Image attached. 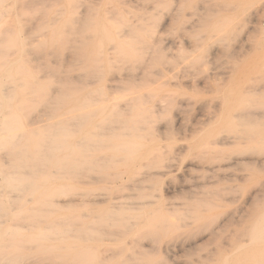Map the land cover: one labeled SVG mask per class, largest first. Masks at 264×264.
<instances>
[{
	"label": "bare ground",
	"instance_id": "bare-ground-1",
	"mask_svg": "<svg viewBox=\"0 0 264 264\" xmlns=\"http://www.w3.org/2000/svg\"><path fill=\"white\" fill-rule=\"evenodd\" d=\"M73 8L72 15L75 12ZM157 10V5L152 6L131 19L125 12L115 11L109 18L105 14L100 26L97 21L91 26L92 33L86 37L92 39V44L82 57L83 73L79 78L94 77L95 89L91 92L89 86H85L87 90L82 88L85 93L81 97L78 96L77 100H74L76 95L72 94L67 102L70 107L82 110L95 108L100 114L96 132L81 137L75 143L80 149V153L77 150L80 155L73 156L69 151L63 154L72 145L68 142L64 129L48 128L45 132L36 133L33 152L25 146L20 147L19 142H14L13 133H10L13 130L8 127L5 144L15 155L13 161L16 162L18 173L27 176L25 181L19 177L11 178L9 174L3 176V181L12 180L14 183L13 187L8 186L10 190H6L7 195L1 194L6 195L9 202L18 201L17 193L19 195L24 192L28 196L27 202L31 203L35 191L34 182L42 175H46L53 184L52 190L42 200L49 206L54 203L56 205L53 196L63 192L60 191L62 185L55 183L56 178L67 179L86 172L88 175L92 174L88 181L90 184L100 185L92 200L93 211L85 215L92 220L84 223L75 232L77 236L74 238L82 242L79 245L80 251L76 254L79 264H90L94 259L100 264H165L159 255L178 254L176 251L188 253L199 247L200 242L212 241L215 236L227 231L225 228L231 221L241 223V219L246 217L245 205L239 194H235L234 189L230 192L226 189L228 192H225L226 190L220 187L227 181L231 183L236 180L235 175L229 172L231 168L243 162L251 164L256 160L257 157L250 152L264 145V115L260 114L258 109L249 108L227 112L216 108H213V111L198 108L201 110L198 112L201 118L199 124L189 127L193 142L172 140L168 133V123L163 118L176 102V89L180 84L173 83L171 77L177 65H172L171 68L170 64L167 66L162 64V61L166 59L168 51L176 47L178 37L169 34L168 30H157ZM169 20L172 24L174 17ZM74 23L76 21L73 17L68 18L64 27L59 29L52 39L59 43L65 31H73ZM3 33L8 37L4 49L18 48L16 46L20 40L10 37L13 34L7 31ZM2 55L0 66L4 59ZM116 69H121L124 73H119L120 76L115 77L109 84L104 83V72ZM10 80V88L3 89L0 85V107L10 105L27 109L66 103L65 99L52 98V90L56 89L55 82L36 80L32 71H28L26 67H21ZM56 82L59 84V80ZM67 83L65 85L69 84ZM63 90L65 87L61 88L62 92ZM108 90L115 91L110 93ZM93 112L96 115L95 111ZM114 112L118 114L114 115ZM123 112L125 115L120 114ZM174 112L176 120L181 122L180 109ZM246 148L250 149L247 153H228L231 150ZM183 159L184 172L189 175L191 181L177 186L167 185L168 193L182 196L180 200L162 203L161 196L156 193L158 186L162 180L181 170L180 161ZM195 171L201 172V175H192ZM249 204L254 205V198ZM233 206L235 208L232 210ZM247 213L248 231L244 239L239 237L235 242H226L228 244L223 249L227 252L218 259L208 253L210 255H200L201 257L189 264H231L232 258H237L236 264L264 263V253H257V247L264 246V214L256 217V213L252 211L247 210ZM56 225L50 228L56 229L59 234L66 232L61 229L62 224ZM200 230L204 231L203 235L200 233L202 238H193V233ZM72 233L73 231L71 235ZM99 257L103 258L102 263Z\"/></svg>",
	"mask_w": 264,
	"mask_h": 264
},
{
	"label": "rangeland",
	"instance_id": "rangeland-1",
	"mask_svg": "<svg viewBox=\"0 0 264 264\" xmlns=\"http://www.w3.org/2000/svg\"><path fill=\"white\" fill-rule=\"evenodd\" d=\"M161 1L0 0V43H2L0 44V55L3 54L2 56H4L0 66L1 87L3 89L12 87L11 76L17 74L21 67H26L28 71H32L36 80L55 82L57 86L55 85L54 88L57 90L55 89L56 92L52 90L55 92V94L52 92L53 99L66 100V103H63L64 105L53 104V107L52 104L51 107H45L44 105L28 107L27 109L13 106H11V109L10 105L0 107V222L2 223L0 226V264H79L76 254L79 253V245L82 242L74 238V236H77L75 232L84 223L92 220V218H86L85 215L91 214L93 211L92 200L100 185L90 184L88 181H90L89 177L92 174L88 175L86 172L74 175L75 178H56L55 183L62 185L60 191L63 192L53 196L56 205L54 203L55 207L54 205L52 207L46 205L42 200L52 190L53 184L50 179L46 178V175H42L37 177L34 182L35 191L31 203L27 202L28 196L24 192H20L19 195L17 193L18 201L9 202V198L6 197V190H10L9 188L13 187L14 183L12 180L9 182L3 181V176L9 174L11 178L19 177L24 181L27 176L18 173L16 170V162L13 161L15 155L6 146L5 137L9 127L13 130L10 133H13L14 142H19L20 147L25 146L29 151L34 152L33 141L37 137L36 133L45 132L48 128L64 129L67 133L66 138L72 145L63 154H67L69 151V153H73V156L80 155V149L75 146V143L81 137L90 136L96 132V124L100 120V114L96 112L95 108L82 110L81 108L70 107L67 102H69V97L72 94L76 95L74 100H77L78 96L81 97L85 93L82 89L86 88L85 86H89L91 92L95 89L94 82H96V79L94 77H90L91 79L88 77H81L80 79L79 77L83 73L82 57L92 44V39H87V37L92 33L93 23L97 21L99 26L103 23L105 14L109 18L115 11L125 12L131 19L145 12L144 10L157 5L159 10H157V30H168L169 34L178 37L176 47L168 51L164 60L166 62L162 61V64L167 66L170 64L169 67L171 68L172 65H177V68L172 71L171 77H173V83L180 84L176 89L177 100L163 118L168 123V133L172 140L186 143L193 142L190 128L198 126L201 119L198 112L203 109L204 111H213L215 110L213 108H216L227 112L238 108H249L252 110L258 109L259 111H257L264 115V0ZM72 8L75 11L73 15ZM70 17H73L76 21L73 24V31L67 30L63 33L60 42L64 44L54 41L53 36L59 29L64 27L66 20ZM171 17H174L172 24L169 20ZM3 31L13 34L10 37L20 40L16 46L18 48L4 49L8 37L3 35ZM69 41L71 42L69 43ZM104 44L107 46L105 40ZM55 45L56 47H54ZM83 45L84 47H82ZM58 67L59 69H57ZM4 72L6 73L3 74ZM121 72L124 73L121 69L104 72L103 82L109 84L115 77L120 76L119 73ZM37 74L38 77L45 78H41V80L37 77ZM56 79L59 80V84H57L56 81L58 80ZM66 83L68 85H65ZM60 86L61 88L65 87L64 93L61 91ZM90 91L88 92L90 93ZM114 91L111 90L110 92L108 90L110 93ZM255 98L256 100H254ZM203 106L204 108H202ZM178 108L182 115L181 122H178L174 116V111ZM113 114L117 115L118 112ZM120 114L125 115L124 112ZM249 150L248 148L235 149L228 153L236 155L247 153ZM252 151L254 152L250 153L257 157L256 160L251 164L243 162L238 164L237 167L231 168L229 172L235 175L236 180L230 181L231 183L227 181L220 188L224 191L227 189L229 192L234 189L233 192L239 194L245 205L246 212H244V215L246 217L249 215L247 210L256 213V217H260L264 214V145ZM180 164L181 170L174 172L166 180H162L160 186H158L159 190L156 193L161 196L162 203L166 204L172 202V200H180L182 196L177 193H168L166 187L191 181L189 175L184 172L185 160H181ZM196 172H193L192 175H201V172ZM24 183L22 182V184ZM227 190L225 192H228ZM253 198L255 206L252 205L253 203L249 204V201ZM234 208L235 206L231 209ZM246 217L241 219V223L231 221L225 228L227 231L215 236L217 238L212 241L200 242L199 247L188 251V253L176 251L175 253L178 254H167L168 256L163 254L159 255V258L165 264H189L202 255L207 256L210 254L213 257L215 256L214 259H218L227 252L223 249L224 246H227L230 242H235V239H240L239 237H241V240L245 238L248 231ZM56 223L59 226L62 224L61 229L66 231L64 232L65 235L57 233L56 229L50 228ZM70 231H73L72 235ZM201 232V230L198 233L195 231L192 237L201 239L204 231ZM233 232H235V235L232 234ZM257 253H264V246L259 245ZM98 259L101 260V263L103 262V258L99 257ZM236 259L232 258L231 264H236ZM90 264L100 263L94 259ZM212 264L219 263L214 262Z\"/></svg>",
	"mask_w": 264,
	"mask_h": 264
}]
</instances>
